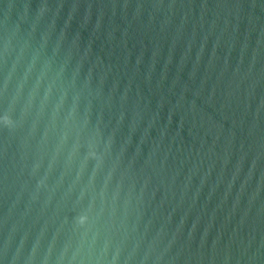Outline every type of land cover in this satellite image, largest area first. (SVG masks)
<instances>
[{
  "label": "water",
  "instance_id": "95a60500",
  "mask_svg": "<svg viewBox=\"0 0 264 264\" xmlns=\"http://www.w3.org/2000/svg\"><path fill=\"white\" fill-rule=\"evenodd\" d=\"M0 264H264V0H0Z\"/></svg>",
  "mask_w": 264,
  "mask_h": 264
}]
</instances>
